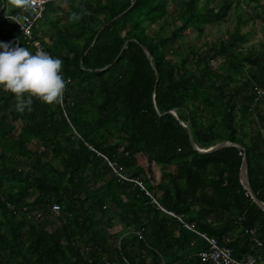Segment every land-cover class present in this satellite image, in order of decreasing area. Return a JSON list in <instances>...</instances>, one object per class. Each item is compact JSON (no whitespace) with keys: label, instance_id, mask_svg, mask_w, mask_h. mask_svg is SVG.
I'll return each instance as SVG.
<instances>
[{"label":"trees","instance_id":"trees-1","mask_svg":"<svg viewBox=\"0 0 264 264\" xmlns=\"http://www.w3.org/2000/svg\"><path fill=\"white\" fill-rule=\"evenodd\" d=\"M8 1L0 41L35 53ZM231 14L232 29L205 33ZM256 20L264 0L49 1L32 39L69 81L58 103L34 98L24 113L0 89V264H205L185 224L264 264V210L240 182L245 156L264 203V45L242 32ZM185 31L207 38L186 52ZM187 122L199 149L236 146L200 154Z\"/></svg>","mask_w":264,"mask_h":264},{"label":"clouds","instance_id":"clouds-1","mask_svg":"<svg viewBox=\"0 0 264 264\" xmlns=\"http://www.w3.org/2000/svg\"><path fill=\"white\" fill-rule=\"evenodd\" d=\"M62 64L46 51L33 53L19 44L0 41V89L14 95L15 110L20 113L32 111L34 98L58 103L67 85Z\"/></svg>","mask_w":264,"mask_h":264},{"label":"built area","instance_id":"built-area-1","mask_svg":"<svg viewBox=\"0 0 264 264\" xmlns=\"http://www.w3.org/2000/svg\"><path fill=\"white\" fill-rule=\"evenodd\" d=\"M51 0H22L20 10L16 14H8L6 15V19L10 20L12 23L18 26V28L23 32L25 38L31 40L35 52L37 50H43L44 45L39 41H34L32 39V28L34 25L40 20L43 16L45 7L47 3ZM29 41V42H31ZM63 75V74H62ZM65 80L67 78L63 75ZM264 100V89L257 88L255 91V98L254 104L258 103L259 101ZM256 102V103H255ZM249 112L252 115V118L256 120V115L252 111V108L249 109ZM113 170V173L117 175L120 179L126 180V178L121 174V169L110 165ZM136 182V181H135ZM139 184V183H138ZM140 185V184H139ZM162 209V208H161ZM53 210H59L57 205L53 206ZM169 215H174L171 212H168ZM179 220L180 217H179ZM185 227L191 230L192 232L196 233L200 238L203 239L205 242V248L200 250L197 254L199 260L205 264H256L257 259L256 257L247 252L243 254L241 257H235L233 254L232 249L229 246L230 240L228 237L224 236L221 239H217L215 237L206 236L200 232L194 231L192 225L185 224ZM245 233L250 234L252 240L256 246H260V242L254 236V230H247Z\"/></svg>","mask_w":264,"mask_h":264},{"label":"rangeland","instance_id":"rangeland-1","mask_svg":"<svg viewBox=\"0 0 264 264\" xmlns=\"http://www.w3.org/2000/svg\"><path fill=\"white\" fill-rule=\"evenodd\" d=\"M18 3L17 0H9L6 3V8H5V14H10V12L16 7V4ZM171 7L169 8V12H171ZM249 21V23L245 24L242 27V32H248L251 31L250 35H249V40L248 42L245 44V46H251V45H259L261 43H263L264 45V24H262V22L260 20H256L254 22ZM235 25V15L231 14L229 16V18L226 21H221L220 25L219 23L216 25H208L206 32L205 33H209L211 36L213 35V37H215L217 34V29L220 30H224V28H230L232 29L233 26ZM166 28H171V23L170 21H168V23L166 24ZM251 28V29H250ZM207 38L205 35H203L202 37H198L197 38V33L196 32H189V31H185L183 33V39L179 40L177 42V44L179 42L184 43L185 45H183L182 47L185 49L186 52H188L189 48L192 46H199L203 40ZM171 60L175 61L174 57H170ZM138 163L143 166L144 168H146L147 164L145 162V160L143 158H141L140 156H138ZM171 169V168H170ZM153 171L155 172L156 178H159L161 176V173L158 168H153ZM50 223H48L49 225Z\"/></svg>","mask_w":264,"mask_h":264},{"label":"water","instance_id":"water-1","mask_svg":"<svg viewBox=\"0 0 264 264\" xmlns=\"http://www.w3.org/2000/svg\"><path fill=\"white\" fill-rule=\"evenodd\" d=\"M120 15H122V14H119L117 17H119ZM116 17V18H117ZM116 18H114V19H116ZM113 19V20H114ZM102 30V29H101ZM101 30H99L98 32H97V34L95 35V37L94 38H97V36L99 35V33L101 32ZM126 45V44H125ZM125 45L123 46V48L125 47ZM122 48V49H123ZM170 113H172L174 116H176V114H175V112H171L170 111ZM182 126L186 129V131L188 132V134H189V138H190V140H191V143H192V146L194 147V149L196 150V152H198V153H200V154H210V153H213L214 151H216V150H219V149H221V148H223V147H225V146H230V145H235L236 146V144H233V143H230V142H223V143H220V144H217V145H214V146H212V147H209V148H207V149H199L196 145H195V143H194V141H193V139H192V137H191V135H190V132H189V127H188V122L184 125V124H182ZM239 147V146H238ZM240 182H241V184L243 185V187H244V189L248 192V194L251 196V198L254 200V202L262 209V210H264V203H261V202H259L256 198H255V196H254V194H253V192H252V190L250 189V187H249V184H248V180H247V163H246V157L244 156L243 157V160H242V165H241V171H240Z\"/></svg>","mask_w":264,"mask_h":264},{"label":"crops","instance_id":"crops-1","mask_svg":"<svg viewBox=\"0 0 264 264\" xmlns=\"http://www.w3.org/2000/svg\"><path fill=\"white\" fill-rule=\"evenodd\" d=\"M22 1V0H21Z\"/></svg>","mask_w":264,"mask_h":264}]
</instances>
